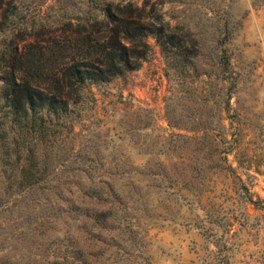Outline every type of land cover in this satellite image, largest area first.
Listing matches in <instances>:
<instances>
[{
    "label": "rangeland",
    "instance_id": "374dc122",
    "mask_svg": "<svg viewBox=\"0 0 264 264\" xmlns=\"http://www.w3.org/2000/svg\"><path fill=\"white\" fill-rule=\"evenodd\" d=\"M108 1L197 43L170 64L150 36L138 70L57 117L11 121L0 91V264H264V0ZM94 6L4 0L0 23L15 8L20 47L53 66L64 14Z\"/></svg>",
    "mask_w": 264,
    "mask_h": 264
},
{
    "label": "trees",
    "instance_id": "16d2710c",
    "mask_svg": "<svg viewBox=\"0 0 264 264\" xmlns=\"http://www.w3.org/2000/svg\"><path fill=\"white\" fill-rule=\"evenodd\" d=\"M3 2L0 0V7ZM94 3L101 17L64 14V55L53 66L25 50L32 43L20 47L32 32L10 28L18 12L15 8L5 11L0 23V91L11 121L57 117L66 113L71 104L80 102L88 85L110 83L138 70L151 55L150 36L170 64L189 59L190 44L197 43L190 30L166 24L154 8L147 11V6L133 2L115 5L108 0H94ZM10 30L12 34L8 33ZM29 154L21 176L26 186L32 187L36 177L35 157ZM100 213L107 219V212Z\"/></svg>",
    "mask_w": 264,
    "mask_h": 264
}]
</instances>
